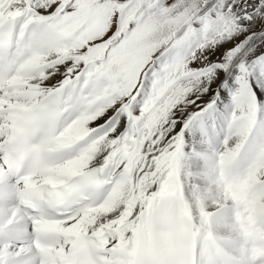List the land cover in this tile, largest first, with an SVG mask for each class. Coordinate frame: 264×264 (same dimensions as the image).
Segmentation results:
<instances>
[{"label": "snow or ice", "instance_id": "6c2138e0", "mask_svg": "<svg viewBox=\"0 0 264 264\" xmlns=\"http://www.w3.org/2000/svg\"><path fill=\"white\" fill-rule=\"evenodd\" d=\"M0 264H264V0H0Z\"/></svg>", "mask_w": 264, "mask_h": 264}]
</instances>
